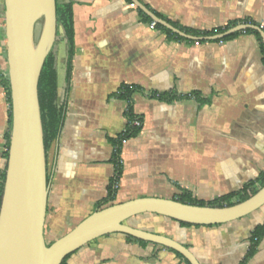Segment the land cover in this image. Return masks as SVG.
I'll list each match as a JSON object with an SVG mask.
<instances>
[{
	"label": "crops",
	"instance_id": "crops-1",
	"mask_svg": "<svg viewBox=\"0 0 264 264\" xmlns=\"http://www.w3.org/2000/svg\"><path fill=\"white\" fill-rule=\"evenodd\" d=\"M138 1L191 36L188 30L212 31L232 22L264 26V0ZM57 3L73 5L75 55L67 80L61 46L59 102L65 117L47 152L49 244L108 197L115 173L112 139L129 124L127 102L117 96L124 86L137 88L133 109L142 126L123 142V171L113 204L141 197L177 199L182 190L212 201L264 172V59L256 34L197 43L152 28L150 16L133 0ZM5 11L0 0V181L8 161L11 115L3 81L9 79ZM153 93L179 98L165 101ZM258 211L213 226L184 227L154 214L133 217L129 224L178 240L201 264H264V238L247 259L252 233L264 222V212ZM255 213L262 214L257 218ZM67 263L186 264L173 250L120 233L84 245Z\"/></svg>",
	"mask_w": 264,
	"mask_h": 264
},
{
	"label": "water",
	"instance_id": "water-1",
	"mask_svg": "<svg viewBox=\"0 0 264 264\" xmlns=\"http://www.w3.org/2000/svg\"><path fill=\"white\" fill-rule=\"evenodd\" d=\"M139 8L158 24L193 40H223L260 26L241 24L224 33L195 37L160 19L138 0ZM57 0H5L6 35L13 125L5 186L0 207V264H62L84 245L120 233L174 250L190 264H201L178 240L127 223L142 214H156L199 226L229 223L264 206V186L250 198L222 207L194 205L177 199L141 197L96 210L68 233L49 244L45 236L49 178L39 82L58 38Z\"/></svg>",
	"mask_w": 264,
	"mask_h": 264
},
{
	"label": "trees",
	"instance_id": "trees-1",
	"mask_svg": "<svg viewBox=\"0 0 264 264\" xmlns=\"http://www.w3.org/2000/svg\"><path fill=\"white\" fill-rule=\"evenodd\" d=\"M148 19L153 22V19H151L150 17H148ZM57 20H58L57 42L55 46L53 47L51 53L48 55L46 59V62H45V65L43 67L42 74L40 77V82H39V98H40V104H41V110H42L44 142H45V147H46L47 152L50 150L52 145L58 139L61 128H62V124L64 121V117H65V106L59 102L61 46H64L65 71H66L67 80L70 79L73 57L75 55L74 12H73V5L71 3L57 5ZM244 23L250 24L253 26H260L258 23L251 21V20L245 21ZM236 25H238V22H232L226 26L215 28L212 31H206V32H199V31H192V30H188V31L189 33L195 36H198V37L205 36L206 37V36H213L216 34L224 33ZM157 27H160L161 29L168 32L169 34L173 36H177L180 39H186L184 37L178 36L177 34L173 33L171 30L167 29L166 27L160 24H157ZM242 33H254L257 35V37L259 38L261 42V50H262L263 59H264V43L262 41V36L258 30L247 29L244 31L237 32L233 35H230L224 38L223 40H217V41H224V40L233 38ZM3 81L9 90L10 103H11L10 131L8 135V141H9L8 148H9L11 132H12V125H13L12 98H11V87H10L9 79L6 78V79H3ZM136 91H137V88L135 87L124 86L121 88V90L117 94L118 97H120L121 99L127 102L128 106L126 109V115H127L129 124L127 126V129L124 132H122L117 138L112 139L113 146H114L113 162L115 164V175L113 176L111 183L109 185L108 197L102 200L101 202H99L98 204L99 209L113 204V202L116 199L118 189H115V183L120 181L122 171H123V163H121V151H122L123 142L125 140L136 137L141 131V127L135 126L133 124V122L137 120L138 118L136 114L134 113V109H133V94ZM152 96L157 97L161 100H165V101H172V100L179 98L177 94H173V93H153ZM8 155H9V149L7 151V158H8ZM6 170H7V164L1 173L0 207H1L2 197H3L4 186H5ZM263 186H264V172L258 177L257 180L251 181L245 184L241 190L230 193L225 196L218 197L212 201L199 200L198 198L193 197V195L186 190H182V193L179 194V197L177 198V200H180L184 203L194 204V205H211V206L222 207L226 205H234L237 202L244 201L250 198L259 190V188ZM179 223L184 227L199 226V225H192V224L185 223V222H179ZM126 236L132 240L139 241L143 244L149 243L146 241L133 238L132 236H129V235H126ZM263 238H264V222L257 225V227L254 229L252 233V236H251L252 245L247 255V259L254 255L260 241ZM174 252L184 262H186V264H190V262L186 258H184V256H182L180 253L176 251ZM69 257L70 255L65 258L62 264H68L67 262H68ZM244 263L245 262H243L242 264Z\"/></svg>",
	"mask_w": 264,
	"mask_h": 264
},
{
	"label": "built area",
	"instance_id": "built-area-1",
	"mask_svg": "<svg viewBox=\"0 0 264 264\" xmlns=\"http://www.w3.org/2000/svg\"><path fill=\"white\" fill-rule=\"evenodd\" d=\"M157 24H158V23H157L156 21H153V22L151 23L152 28L157 27ZM261 28L264 30V26H261ZM221 42H223V41H221ZM197 43H199V41H197ZM133 124H134L135 126H139V127L142 126V122H141V120H139V119L135 120V121L133 122ZM121 163H123L122 160H121ZM118 187H119V183L116 182V183H115V189H118Z\"/></svg>",
	"mask_w": 264,
	"mask_h": 264
},
{
	"label": "rangeland",
	"instance_id": "rangeland-1",
	"mask_svg": "<svg viewBox=\"0 0 264 264\" xmlns=\"http://www.w3.org/2000/svg\"><path fill=\"white\" fill-rule=\"evenodd\" d=\"M119 135H120V134H119ZM119 135H118V136H119ZM118 136H117V137H118ZM117 137H116V138H117ZM121 154H122V153H121ZM121 160H122V158H121ZM113 164H114V162H113ZM114 165H115V164H114ZM114 175H115V173H114ZM120 179H121V178H120ZM118 183H120V181H118ZM259 210H262V211H258V212H264V206H263L261 209H259ZM259 214H260V215H259ZM261 214H262V213H255V215L257 216V218H258L259 216H261ZM257 218H256V219H257ZM259 219H260V218H259ZM130 220H131V219H130ZM130 220H128L127 223H130ZM261 223H262V221H261V222H258V224H261Z\"/></svg>",
	"mask_w": 264,
	"mask_h": 264
}]
</instances>
